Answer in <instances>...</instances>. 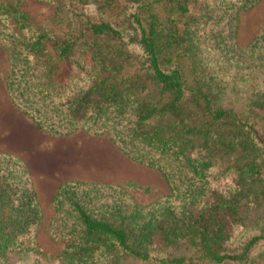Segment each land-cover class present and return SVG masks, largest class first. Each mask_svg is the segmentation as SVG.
I'll return each mask as SVG.
<instances>
[{
	"label": "trees",
	"instance_id": "1",
	"mask_svg": "<svg viewBox=\"0 0 264 264\" xmlns=\"http://www.w3.org/2000/svg\"><path fill=\"white\" fill-rule=\"evenodd\" d=\"M34 1L76 30L57 36L0 0L11 105L51 137H105L169 194L141 204L132 183L61 182L47 228L61 249L49 255L30 173L0 152V264H251L264 251V223L250 229L243 214L264 197V27L244 47L237 30L262 0H124V28L77 13L78 0ZM226 91L244 96L246 116L218 106ZM182 247L189 257L166 255Z\"/></svg>",
	"mask_w": 264,
	"mask_h": 264
},
{
	"label": "rangeland",
	"instance_id": "2",
	"mask_svg": "<svg viewBox=\"0 0 264 264\" xmlns=\"http://www.w3.org/2000/svg\"><path fill=\"white\" fill-rule=\"evenodd\" d=\"M82 3H75L76 12L88 17L111 22L124 28L125 16L122 9L124 0H114L108 6L101 4V0H78ZM20 8L32 21L34 26H47L57 36H63L66 32L76 30L73 18L65 11H59L54 6L35 2L34 0H20ZM74 3V2H73ZM264 27V0L252 9L240 13V22L237 30V43L239 46H246L256 37ZM82 61L88 62L85 56ZM182 70L191 82L192 72L189 61L182 59ZM8 64L5 54L0 46V152H9L25 159V165L31 176V185L36 200L40 203L43 222L36 233L35 241L43 253L56 255L61 247L49 238L47 228L55 216L52 195L57 185L64 181L80 182H112L117 185L134 184L131 194L141 204H149L169 194V190L162 176L149 168L143 167L129 161L122 154L116 151L111 143L105 138L83 139L82 136L73 138H62L59 141L60 156L57 160L47 150L49 148V135H46L31 124V122L9 102L5 93V76ZM191 84V83H190ZM226 93L218 96V106L232 109L242 116L247 115V106L244 96L241 93ZM239 92V91H238ZM262 129L263 126L261 125ZM109 161L103 158V162L93 155L86 154L85 149L106 148ZM32 153V154H31ZM34 154V155H33ZM43 154V155H42ZM47 157H46V156ZM46 157V158H45ZM74 158L77 160L73 161ZM90 158L88 167H82L84 160ZM98 158V157H97ZM46 159V160H45ZM87 160V161H88ZM86 161V160H85ZM74 162L76 165H74ZM47 166V168H46ZM57 174V176H50ZM58 173L60 175H58ZM245 222L248 228H253L255 223H264V197L261 198L256 209L246 206L243 210ZM166 255L178 257H189L191 252L182 247L178 251H167ZM251 264H264V251L252 257ZM113 264H142L135 259L126 258L115 261Z\"/></svg>",
	"mask_w": 264,
	"mask_h": 264
},
{
	"label": "crops",
	"instance_id": "3",
	"mask_svg": "<svg viewBox=\"0 0 264 264\" xmlns=\"http://www.w3.org/2000/svg\"><path fill=\"white\" fill-rule=\"evenodd\" d=\"M76 136H82V138L83 139H91L90 141H92L93 139L95 140V139H100L101 137H91V136H88V135H86L85 133L83 134V133H77V134H74V135H70V136H67V137H51V136H48L49 137V142H48V146H49V148H47V150H48V152L47 153H49L51 156H53V158L54 159H51V160H57L56 159V157L57 156H60V146H59V141L62 139V138H73V137H76ZM110 143V142H109ZM105 146H106V148H89V149H85V153L86 154H90V155H93L96 159H99L100 161H101V163L103 162V158L102 157H104L105 156V160H107V161H109V158H108V154H107V150H108V146H107V144L105 143ZM6 153H9V152H6ZM9 154H12V153H9ZM32 154V153H31ZM12 155H14V154H12ZM34 155V154H33ZM43 155V154H42ZM15 156H17V155H15ZM46 156V155H45ZM17 157H19V156H17ZM47 157V156H46ZM45 157V158H46ZM98 157V158H97ZM23 162H25V159L24 158H22V157H19ZM46 160V159H45ZM76 159L74 158V160L73 161H75ZM86 160V161H85ZM85 160H84V162H83V166L82 167H85V166H87L88 167V165L89 164H91L92 165V162L91 161H89L90 160V158H89V160L88 159H86L85 158ZM88 160V161H87ZM77 161V160H76ZM74 165H76L75 164V162H74ZM26 166V165H25ZM28 167V166H27ZM46 168H47V166H46ZM28 169V168H27ZM47 175H50V174H48L47 173ZM58 175H60L59 173H58ZM50 176H57V174H53V175H50ZM102 182H106V181H102ZM110 183H112V182H110ZM58 186V185H57ZM57 188V187H56Z\"/></svg>",
	"mask_w": 264,
	"mask_h": 264
}]
</instances>
